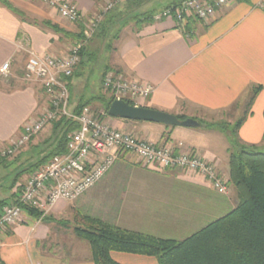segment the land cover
Returning <instances> with one entry per match:
<instances>
[{
    "label": "crops",
    "instance_id": "1",
    "mask_svg": "<svg viewBox=\"0 0 264 264\" xmlns=\"http://www.w3.org/2000/svg\"><path fill=\"white\" fill-rule=\"evenodd\" d=\"M6 1L25 17L0 2V69L10 62L11 71L6 84L0 74V151L21 135L24 124L46 101L40 86L22 77L28 51L66 55L77 42L74 35L80 34L85 19L111 0H64L79 8L82 20L76 24L63 20L44 0ZM147 6L144 12L155 11ZM44 23L57 25L65 33ZM187 25L184 29L169 19L142 25L131 21L121 29L113 48L104 53V70L110 68L126 80L152 86L153 94L140 106L198 122H210L212 114L228 111L249 98L252 88L261 87L237 139L264 151V0H231L210 23L192 19ZM69 83L70 89L79 84L74 79ZM111 121L113 126H125L116 119ZM138 128L130 132L148 142L193 151L217 165L221 177L229 180L231 144L221 131L203 125L172 128L141 124ZM120 160L126 161L121 169L133 168L142 176L119 179L112 170L117 161L79 199L58 203L47 214L48 220L26 213L20 224L0 233V264H95L89 243L74 233L73 218L78 214L152 237L182 241L237 205L230 186L227 194H221L199 175L161 172L130 158ZM19 169L25 168L20 165ZM2 170L0 203L13 205L30 175H23L12 186L18 171L10 177ZM110 256L117 264H159L151 256L124 252H111Z\"/></svg>",
    "mask_w": 264,
    "mask_h": 264
},
{
    "label": "built area",
    "instance_id": "2",
    "mask_svg": "<svg viewBox=\"0 0 264 264\" xmlns=\"http://www.w3.org/2000/svg\"><path fill=\"white\" fill-rule=\"evenodd\" d=\"M231 0H183L178 5L165 8L155 15V21L171 20L183 27L190 20L203 23L213 21L218 12ZM57 10L60 17L72 24L82 20L77 6L64 0H44ZM120 0L107 1L101 11L85 19L84 40L75 43L66 55H37L28 51L25 80L37 83L46 101L25 124L18 139L6 144L0 151L4 157L15 155L46 126L63 117L76 121L79 128L68 136L67 152L54 156L47 165L32 174L20 187L18 205H6L0 210V233L20 224L27 213L24 207L48 214L63 201L72 202L83 196L100 182L120 159L130 158L147 168L161 172L170 170L199 175L213 190L227 194V181L221 177L217 165L193 151L182 152L180 147L157 144L139 138L133 132L114 127L107 113H95L85 107L80 114L70 111V90L67 78L73 77L82 61L86 42L97 31L104 16L113 10ZM0 74L11 75L10 62L0 69ZM104 88L114 101H127L135 107L154 92L150 85L124 79L113 72L103 80ZM142 107V106H141ZM114 119V118H111Z\"/></svg>",
    "mask_w": 264,
    "mask_h": 264
},
{
    "label": "trees",
    "instance_id": "3",
    "mask_svg": "<svg viewBox=\"0 0 264 264\" xmlns=\"http://www.w3.org/2000/svg\"><path fill=\"white\" fill-rule=\"evenodd\" d=\"M152 1L127 0L124 2L125 4L117 5L106 14L97 31L86 42L81 53L82 61L80 64L91 59L98 61L102 54L110 51L113 48V43L119 38L121 29L131 21L137 25L154 22L157 13L143 11V7ZM239 1L241 3L249 2V0ZM0 2L20 17H25L22 12L16 10L6 0H0ZM179 3L175 1L165 8L176 6ZM119 23H122L120 29L114 31ZM44 25L50 26L57 33H65L57 25L50 23H44ZM187 26H183L184 29ZM83 30L82 26L80 34L74 35L76 43L84 40ZM111 72L119 75L111 71L110 68H106L102 76L103 80ZM76 76H81V74ZM73 77L67 78L70 92L69 82L72 81ZM261 90V87L252 88L244 107V113L235 125L230 126L221 123L209 125L200 121L205 128L217 129L222 134H226L230 141L227 187H232L236 192L237 205L235 209L182 241L152 237V235L123 229L99 219L79 214L74 233L78 238L89 243L95 264H117L111 259V252L151 256L157 258L159 264H264V151L256 146L242 144L237 139L238 130L250 115L254 100ZM93 100L101 102L104 107L99 112L91 108L95 113L108 114L114 98L111 95L109 97L103 95L94 97L86 103H79L77 107L73 108V112L80 114L83 108L89 107ZM52 124L53 136L45 142L48 144L47 154H44L36 164L30 167L31 171L47 165L56 155L65 154L69 134L79 128L76 121L66 117ZM41 153H44L43 150ZM41 153L40 155H42ZM7 159L8 157H4L0 153V170L2 168L8 169L13 165L9 164ZM17 168L19 169L18 166ZM29 172V169H25L17 173L12 186ZM4 203H0V210L5 206ZM18 203L17 200L15 204L18 205ZM24 209L33 216L44 218V214L37 209L26 206ZM48 219L45 217V220Z\"/></svg>",
    "mask_w": 264,
    "mask_h": 264
},
{
    "label": "rangeland",
    "instance_id": "4",
    "mask_svg": "<svg viewBox=\"0 0 264 264\" xmlns=\"http://www.w3.org/2000/svg\"><path fill=\"white\" fill-rule=\"evenodd\" d=\"M125 1L127 0H124V2ZM175 1L176 0H153L147 7L148 9L154 8L155 9L154 12L158 13L162 11L165 7H167L170 3H174ZM105 63H106V56H103L102 54L101 58H99L98 61L97 59L95 61L91 59V60L86 61V63L84 64H80L77 67V70L75 71V75L73 79L75 83H79V84L76 87L71 88L70 111H73L74 110L73 108L77 107L79 103L81 102L86 103L87 101H89L90 99L94 97H97L100 95H103L106 97L110 96V92H108L104 88V85H103L102 76L105 71L104 70V67L106 65ZM23 71L24 73L22 77L25 78V69L22 70V72ZM77 74H81V77H76ZM3 79L5 80L4 83L6 84V82H9L11 80V76L3 77ZM248 99L249 98L247 97L246 100L243 99L239 101L240 103L236 104L231 109H229L228 111L222 114H212L211 116H214V118L210 122H205V121L203 122L209 125L217 124V123L227 124L230 126L235 125V123L241 118L240 114L242 115V113H244L243 109ZM89 107L94 110L96 109L98 112L102 111V109L104 108L102 103L96 100L91 101ZM111 120H112L111 118L108 119V121L112 124ZM116 120L123 122L125 124L123 129L127 132H130L132 130L137 131V129H139L138 126L141 124H156V123L141 122V121H136V120L135 121L124 120V119H116ZM52 123L46 126L39 134H37L34 137L33 141L29 142L28 144L23 146L21 149H19V151L15 155L8 157L7 162L13 165L10 168L5 169V171L10 175V177H12L15 173H17V171L18 173L20 172V169L17 168V166L20 167V165H21V168L23 166V168L29 169L30 172L27 173V175H30V176L34 174L35 172H37V170H39V169L37 170L33 169V171H31L30 167L36 164L38 160L42 158L44 154H47L46 150L48 149V144L45 142L53 136V124ZM157 128L159 127L157 126ZM42 150L44 153H41ZM40 153L42 155H40ZM126 161H129V159ZM126 161H123V160L118 161L112 169L113 171L116 172V174L118 175V178L123 180L127 178L129 179L132 177L134 178L141 177L142 176L141 173H134L136 172V169L129 168V167H127L126 169H121L122 168L121 166H123V164H125L124 162ZM134 168H137L138 170L141 169L140 167H138V165H135ZM3 175H5V172L2 170L0 171V177ZM231 190L235 195L236 192L234 189H232V187H231ZM215 196H217L218 198H221V195L215 194ZM220 213H223V212H220ZM220 213L218 217H222L224 215ZM47 216H48L47 214H44L43 217H47ZM77 216L73 218L75 225L76 223H78Z\"/></svg>",
    "mask_w": 264,
    "mask_h": 264
},
{
    "label": "water",
    "instance_id": "5",
    "mask_svg": "<svg viewBox=\"0 0 264 264\" xmlns=\"http://www.w3.org/2000/svg\"><path fill=\"white\" fill-rule=\"evenodd\" d=\"M108 115L114 119L150 122L162 124L167 127L198 128L201 123L194 119L180 120L175 115L161 112L148 107H135L127 101H113L109 107Z\"/></svg>",
    "mask_w": 264,
    "mask_h": 264
}]
</instances>
